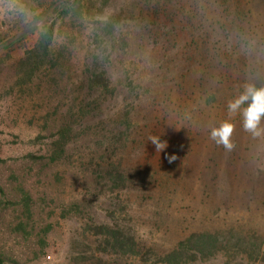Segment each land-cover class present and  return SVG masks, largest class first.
<instances>
[{
  "label": "trees",
  "instance_id": "1",
  "mask_svg": "<svg viewBox=\"0 0 264 264\" xmlns=\"http://www.w3.org/2000/svg\"><path fill=\"white\" fill-rule=\"evenodd\" d=\"M22 1L31 19L24 23L17 35L0 40V54H6L9 60L12 52L22 51L14 66L15 77L22 85H31L36 71L45 64L53 68L67 64V56L63 52L59 56L52 53L59 19L72 14L84 26V40H87L89 48L82 60L85 95L69 107L72 118L69 121L62 119L57 130L46 137L45 150L29 153L28 158L47 164L68 162L74 165L76 161L69 147L82 134L75 124L84 123L85 129L86 124L90 127V121L97 117L107 124L108 117H104L107 110L103 105L124 94L132 101L131 108H125L118 119H113L115 126L111 133L104 128V138L109 141V146L98 158L101 159L100 176L104 184L113 190H122L140 182L142 198L150 196L160 206L168 204L171 196L180 199L181 203L187 201L181 186H175L171 180V175L174 179L177 177L174 169L169 170L162 180L156 179V172H153L150 179L137 181L143 173L141 159L146 153L145 143L150 141L147 130L136 125L135 117L140 115L138 108L145 106L152 114L168 118L174 108L179 120L174 128L168 127L161 139L169 144L166 154L175 155L179 161L177 170L186 168L188 176L191 175L188 168L192 169L195 149L201 152L204 171L199 178L201 185L204 184L199 188L201 202L195 205H202L205 221L208 209L211 206L214 209L215 203L221 204V212L225 208L221 220L236 211L237 197L250 193L245 185L238 182L244 176L253 175L249 160L255 157L252 146L247 140L234 136V140L230 138L233 147L229 150L215 140L209 144L210 140L206 141L204 136L212 130V127L206 128L207 121H211L213 127H219L228 120L234 128L242 129V112L247 103L230 114L229 102L239 97L248 85L264 87V17L254 15L251 0H214L215 17L205 19L201 17L202 9L195 7L197 2L187 13L179 11L176 14L175 0H135L130 5V25L126 24L128 17H123L122 13L110 12L113 0ZM263 9L264 6L260 16H264ZM205 12L209 14L207 10ZM86 17L90 19L86 20ZM144 47L149 51H142ZM2 63L0 58V70ZM71 64L70 61L68 66ZM165 117L161 120L162 126ZM260 124L264 126V117ZM137 145L136 149L142 148V153L134 162L133 155L136 154L132 151ZM110 149H119L122 153L111 159L108 156ZM229 159L232 160L230 163ZM212 166H216V170L223 167V170L220 174L211 175L214 172ZM257 173V178L264 179V162ZM81 207L77 203L70 205V209L79 215ZM193 207L190 205L187 209L191 211ZM30 210L27 204V211ZM213 213L212 219L216 222V212ZM117 218L114 215L110 220L97 222L100 218L92 217L87 221V232H99L93 244L95 248L85 233L83 239L74 241L70 252L91 254L93 250L94 257H155L161 264H193L200 258L206 260L225 253L223 247L232 246L231 238L234 248L246 244L241 235L225 230V220L218 222L216 231L200 232L188 227L181 232L179 220L173 219L175 232L170 247L155 246V249L140 237L135 225L125 224ZM194 220L196 218L192 217ZM256 248L251 244L248 252L252 254ZM6 260L10 259L6 256L0 258V264Z\"/></svg>",
  "mask_w": 264,
  "mask_h": 264
},
{
  "label": "rangeland",
  "instance_id": "2",
  "mask_svg": "<svg viewBox=\"0 0 264 264\" xmlns=\"http://www.w3.org/2000/svg\"><path fill=\"white\" fill-rule=\"evenodd\" d=\"M133 1L135 0H113L110 12L122 13L123 17H128L126 24L130 25L132 22L130 5ZM213 1L175 0V9H177L175 13L179 11L187 13L191 10L192 4L195 5L197 2L195 7L202 9V19L214 18ZM251 1L254 15L258 18L264 17L260 16L264 0ZM209 2L211 3L208 6ZM30 19L22 0H0V40H7L17 35L24 23ZM89 19L86 17V20ZM85 24L88 26V22ZM56 27L52 53L59 56L60 52H63L68 62L61 68H53L50 64L43 65L39 71H36L34 82L29 86L22 85L15 77L14 66L22 56V51L12 52L10 60L6 54H0L3 60V67L0 70V159L2 160L0 162V258L6 256L10 259L2 264H161L155 257L153 259L114 255L94 257L93 250L91 254L84 251L70 252L74 241L83 239L85 233L88 234L95 248L93 244L96 243V235L99 232L95 230L87 232L89 230L87 221L92 217H99L97 222H102L110 220L109 218H113L114 215L125 224L135 225L140 237L145 238L149 247L155 249V246L170 247L175 232L173 219L179 220L181 232L188 227L200 232L216 231L218 222L225 220L227 224L225 230L231 234L241 235L246 244L234 248V240L231 238L232 246L228 244L223 247L225 253L206 260L200 258L193 264H264V179L257 178L258 167L264 162L262 124L258 126L259 135H254L244 127L233 130L231 138L234 140L235 136L240 140H247L252 146L255 157L249 158L253 167L252 177L244 176L238 182L245 185L250 193L237 197L236 211L231 212L229 217L223 220L220 218L225 208L221 212V204L215 203L214 209L212 206L208 209L207 221L204 219L206 216L201 212L202 205H195L201 202L199 188L204 184L203 182L201 185L199 178L204 171V158L198 149H195L192 156V169L188 168L191 175L188 176L186 168L177 170L176 164L179 165L177 159L170 164L165 158L168 146L164 151L157 152L155 145L150 141L145 143L146 153L141 159L143 173L139 175L137 181L150 179L153 172H156V179L162 180L169 170L174 169L173 173L177 177L174 179V175H171V180L175 186H181L182 193L187 195L188 199L184 203L171 196L168 198V204L160 206L152 201L150 196L142 198L140 182L122 190H113L104 184L100 176L101 159H98L103 150L109 146V141L104 138L106 137L104 128L111 133L115 126L113 119H118L125 108H131L132 101L124 94L103 105L107 110L104 115L108 117L107 124L102 123L100 117L90 121V127L86 124L85 129L84 123L75 124V128L82 134L69 147L76 161L74 165L68 162L60 165L47 164L45 161L36 162L27 157L29 153H40L45 150L46 137L57 130L59 124L63 122L62 119L66 118V121H69V118H72L69 107L72 103H78L85 95L82 89L84 82L82 60L89 48L87 40H84V26L71 14L65 19H59ZM132 51L138 52L135 48H132ZM142 51L149 50L144 47ZM70 61L72 66L69 67ZM138 111L140 115L135 117L136 125L146 129L150 137H157L161 142H166L161 138L168 131V127L171 125L174 128L176 121L179 120L174 108L167 115L169 118L164 115L159 116L157 113L152 114L145 106L139 107ZM163 117L165 121L162 126ZM210 127L213 128V125L211 121H207L206 128ZM204 139L210 140L209 144L214 142L211 133H206ZM136 148L138 145L132 151L136 154L133 155L134 162L142 153V148ZM121 153L119 149H110L108 156L114 159ZM231 161L229 159L228 162ZM215 167L212 166L214 172L211 173L214 176L223 170V167L217 170ZM146 169L150 170L146 171ZM72 203L82 206L81 215L70 209ZM27 204L31 209L30 212L27 211ZM190 205H194L191 211L187 209ZM213 212H216L215 217L218 220L216 222L212 219ZM192 217L196 220L192 221ZM92 234L95 236L93 237ZM251 244L257 247L252 254L248 252Z\"/></svg>",
  "mask_w": 264,
  "mask_h": 264
},
{
  "label": "clouds",
  "instance_id": "3",
  "mask_svg": "<svg viewBox=\"0 0 264 264\" xmlns=\"http://www.w3.org/2000/svg\"><path fill=\"white\" fill-rule=\"evenodd\" d=\"M247 103V107L243 108V125L245 130L259 135L258 126L261 118L264 117V87L257 88L254 85H248L245 91L228 104L230 114L235 113L242 105ZM234 130L233 123L228 120L223 121L219 127H213L211 130V139L216 143L222 144L226 149L233 147L231 136ZM150 142L155 145L156 151H164L167 147L166 142H161L157 137H150ZM165 158L171 164L176 160L175 155L166 154Z\"/></svg>",
  "mask_w": 264,
  "mask_h": 264
},
{
  "label": "built area",
  "instance_id": "4",
  "mask_svg": "<svg viewBox=\"0 0 264 264\" xmlns=\"http://www.w3.org/2000/svg\"><path fill=\"white\" fill-rule=\"evenodd\" d=\"M263 252H264V246H263Z\"/></svg>",
  "mask_w": 264,
  "mask_h": 264
},
{
  "label": "water",
  "instance_id": "5",
  "mask_svg": "<svg viewBox=\"0 0 264 264\" xmlns=\"http://www.w3.org/2000/svg\"><path fill=\"white\" fill-rule=\"evenodd\" d=\"M63 1H66V0H63Z\"/></svg>",
  "mask_w": 264,
  "mask_h": 264
}]
</instances>
